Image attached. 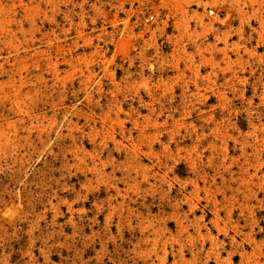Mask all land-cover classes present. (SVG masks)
Segmentation results:
<instances>
[{
    "label": "rangeland",
    "instance_id": "1",
    "mask_svg": "<svg viewBox=\"0 0 264 264\" xmlns=\"http://www.w3.org/2000/svg\"><path fill=\"white\" fill-rule=\"evenodd\" d=\"M0 264H264V0H0Z\"/></svg>",
    "mask_w": 264,
    "mask_h": 264
}]
</instances>
